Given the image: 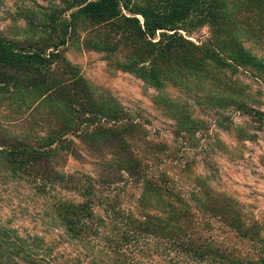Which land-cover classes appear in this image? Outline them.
Wrapping results in <instances>:
<instances>
[{
    "label": "trees",
    "instance_id": "trees-1",
    "mask_svg": "<svg viewBox=\"0 0 264 264\" xmlns=\"http://www.w3.org/2000/svg\"><path fill=\"white\" fill-rule=\"evenodd\" d=\"M168 1L157 0L162 4L154 10L143 0H74L79 9L70 26L95 34L87 44L92 50L160 92L170 57L179 53L184 63L201 56L194 64L200 68L206 61L224 60L236 70L240 63L255 64L256 57L242 47L228 58L177 33L153 40L155 32L168 30L189 10L181 0ZM185 1L202 13L205 5L224 0ZM258 2L264 6V0ZM172 6L176 12L169 20ZM60 45L25 50L0 37V66L13 72L0 80V91L43 112L32 121L43 136L13 138L9 145L0 141V202L19 198V210L11 215L26 220L27 199L42 200L32 209L41 228L33 225L24 237L0 210V264H264V223L247 227L243 205L207 180H171L161 168L168 150L144 140L124 107L107 95L105 102H96L89 84L68 63L53 73ZM68 136L85 144L90 155L110 160L98 163L91 176L59 171L61 151L80 157ZM214 222L227 225L219 229ZM219 233L251 235L260 246L252 245L247 258V246L219 240Z\"/></svg>",
    "mask_w": 264,
    "mask_h": 264
},
{
    "label": "rangeland",
    "instance_id": "rangeland-1",
    "mask_svg": "<svg viewBox=\"0 0 264 264\" xmlns=\"http://www.w3.org/2000/svg\"><path fill=\"white\" fill-rule=\"evenodd\" d=\"M143 1L154 10L162 4L157 0ZM175 1H168V5ZM73 2L0 0V37L25 50L28 46L62 44L54 52L57 58L52 60L53 73L63 70L68 63L89 84L96 102H105L108 96L124 107L141 128L144 140L160 142L168 150V159L161 163V168L171 180H207L215 191L224 192L243 205L247 227L253 221L264 223V6L258 0H224L221 4L205 5L201 13L188 1L181 0L189 10H185L181 21L168 24V30L155 32L153 40L163 42L165 36L177 33L196 46L218 50L226 57L242 47L256 57V62L240 63L236 70L224 60L206 61L200 68L194 64L201 56H189L191 61L184 63L179 53L170 57L163 77L165 87L160 92L87 45L88 40H95V34L81 28L77 33L70 26L71 15L79 9L73 7ZM168 10L172 20L176 8L172 6ZM9 74L13 75L11 69L0 66V80L10 78ZM8 95L0 91L2 144L9 145L13 138L24 142L25 135L43 136V130L32 123L43 112L31 111L32 108L11 101ZM68 139L73 141L80 157L61 151L63 156L57 161L59 171L91 176L98 163L110 160L109 156L98 159L89 154L91 151L85 144L71 136ZM2 203L0 210L12 217L15 226L23 228L17 229L21 237L33 225L38 230L41 228L39 223H34L32 209L40 207L42 200L27 199L31 215L26 220L24 216L13 219L11 215L19 210V198L7 205ZM21 208H25L23 204ZM214 223L219 229L226 224ZM218 235L219 240L228 238L240 248L247 246V254L246 249L243 252L247 258L252 245L260 246L254 243L255 239L251 240V235L236 234V238L233 233ZM19 264L26 263L19 261Z\"/></svg>",
    "mask_w": 264,
    "mask_h": 264
}]
</instances>
